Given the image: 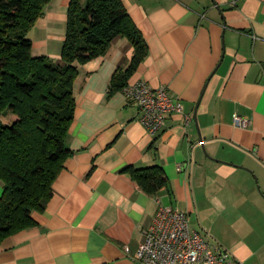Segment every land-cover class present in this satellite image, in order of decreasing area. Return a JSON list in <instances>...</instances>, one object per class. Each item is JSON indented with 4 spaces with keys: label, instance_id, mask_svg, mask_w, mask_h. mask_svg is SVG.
<instances>
[{
    "label": "crops",
    "instance_id": "1",
    "mask_svg": "<svg viewBox=\"0 0 264 264\" xmlns=\"http://www.w3.org/2000/svg\"><path fill=\"white\" fill-rule=\"evenodd\" d=\"M122 1L149 48L128 84L165 85L184 111L153 135L126 92H110L133 56L125 38L80 65L72 155L37 225L0 244V264H139L158 199L244 264H264V0ZM70 2L46 6L30 32L34 56L62 62ZM130 165H159L169 184L150 195L122 172Z\"/></svg>",
    "mask_w": 264,
    "mask_h": 264
},
{
    "label": "trees",
    "instance_id": "2",
    "mask_svg": "<svg viewBox=\"0 0 264 264\" xmlns=\"http://www.w3.org/2000/svg\"><path fill=\"white\" fill-rule=\"evenodd\" d=\"M51 1L0 0V244L37 225L34 213L47 208L53 183L72 155L66 140L76 114L80 65L106 55L117 38L127 39L134 52L128 68L112 78L115 93L149 53L122 0H71L62 62L34 56L30 32ZM7 114L16 120L4 123ZM122 172L150 195L169 184L159 165H130Z\"/></svg>",
    "mask_w": 264,
    "mask_h": 264
},
{
    "label": "built area",
    "instance_id": "3",
    "mask_svg": "<svg viewBox=\"0 0 264 264\" xmlns=\"http://www.w3.org/2000/svg\"><path fill=\"white\" fill-rule=\"evenodd\" d=\"M238 0H234V4ZM124 91L139 110L140 122L153 135L159 133L173 113H183L184 106L174 99L168 87H153L146 81L128 84ZM237 125L249 121L236 116ZM158 210L153 224L145 231V240L134 259L139 264H244L219 243L192 228L190 215L157 200Z\"/></svg>",
    "mask_w": 264,
    "mask_h": 264
}]
</instances>
